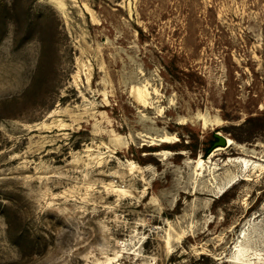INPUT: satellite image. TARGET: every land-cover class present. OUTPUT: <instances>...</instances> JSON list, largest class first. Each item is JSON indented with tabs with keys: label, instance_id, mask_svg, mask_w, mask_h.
I'll list each match as a JSON object with an SVG mask.
<instances>
[{
	"label": "rangeland",
	"instance_id": "1",
	"mask_svg": "<svg viewBox=\"0 0 264 264\" xmlns=\"http://www.w3.org/2000/svg\"><path fill=\"white\" fill-rule=\"evenodd\" d=\"M0 264H264V0H0Z\"/></svg>",
	"mask_w": 264,
	"mask_h": 264
},
{
	"label": "bare ground",
	"instance_id": "2",
	"mask_svg": "<svg viewBox=\"0 0 264 264\" xmlns=\"http://www.w3.org/2000/svg\"><path fill=\"white\" fill-rule=\"evenodd\" d=\"M140 93V92H139ZM199 115H201V114H199ZM208 117H204V119H207ZM191 120V119H190ZM202 120V119H201ZM208 121H209V119H208ZM189 122V121H188ZM194 124V123H193ZM209 124V123H208ZM207 125V124H206ZM211 126V125H210ZM172 129V128H171ZM208 129V128H207ZM171 138H166V139H164V140H162V143L160 144V146H161V148L163 147V148H166V147H171V146H173L175 143H176V141L177 140H174V141H172V140H170ZM227 143V142H226ZM233 143L231 142V140H228V145L227 146H229V145H232ZM235 144V143H234ZM156 147V146H155ZM237 159V160H236ZM235 160H236V162L239 164V166L241 167V172L240 173H243V172H245V171H247V169H249L248 168V166L250 165L249 164V161H247L246 159H243V158H241V159H238V158H236ZM150 160H152V159H150ZM233 160V159H232ZM153 161V160H152ZM232 162V161H231ZM235 162V161H234ZM205 163V162H204ZM253 163V162H252ZM199 165H202V163L200 162V164ZM254 166V165H253ZM197 167H198V165H197ZM212 168V167H211ZM254 168H255V166H254ZM254 168H252L253 170H254ZM198 169V168H197ZM250 169H251V167H250ZM199 170H200V167H199ZM213 174V173H212ZM210 175V174H209ZM243 175V174H242ZM213 176V175H212ZM239 177V175H235V176H233V178L229 181V183H228V185H227V187L230 185V184H233L236 180H237V178ZM231 178V177H230ZM216 179V178H215ZM228 182V181H227ZM226 182V183H227ZM224 189V188H223ZM193 192V191H192ZM217 194V193H216ZM192 195H194V193L193 194H188L187 193V196L189 197V196H192ZM190 229V228H189ZM183 233V232H182ZM186 233V232H185ZM182 238V237H181ZM180 238V239H181ZM177 241V240H176Z\"/></svg>",
	"mask_w": 264,
	"mask_h": 264
},
{
	"label": "water",
	"instance_id": "3",
	"mask_svg": "<svg viewBox=\"0 0 264 264\" xmlns=\"http://www.w3.org/2000/svg\"><path fill=\"white\" fill-rule=\"evenodd\" d=\"M222 145H223V142H222Z\"/></svg>",
	"mask_w": 264,
	"mask_h": 264
}]
</instances>
